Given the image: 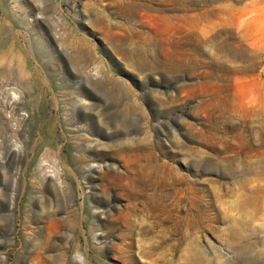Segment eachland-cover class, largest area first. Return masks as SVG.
Returning a JSON list of instances; mask_svg holds the SVG:
<instances>
[{"label":"rangeland","instance_id":"obj_1","mask_svg":"<svg viewBox=\"0 0 264 264\" xmlns=\"http://www.w3.org/2000/svg\"><path fill=\"white\" fill-rule=\"evenodd\" d=\"M0 264H264V0H0Z\"/></svg>","mask_w":264,"mask_h":264},{"label":"bare ground","instance_id":"obj_2","mask_svg":"<svg viewBox=\"0 0 264 264\" xmlns=\"http://www.w3.org/2000/svg\"><path fill=\"white\" fill-rule=\"evenodd\" d=\"M20 78V77H19ZM4 80H5V78H4ZM37 98V97H36ZM36 101V100H35ZM34 104V103H33ZM34 107V106H33ZM37 113V112H36ZM43 147V146H42ZM126 152V151H125ZM127 153V152H126ZM14 156V155H13ZM69 156V155H68ZM68 160V159H67ZM51 189V188H50ZM54 189V188H53ZM50 191V190H49ZM3 196V195H2ZM5 196V195H4Z\"/></svg>","mask_w":264,"mask_h":264}]
</instances>
